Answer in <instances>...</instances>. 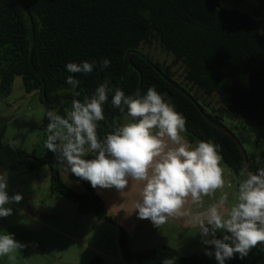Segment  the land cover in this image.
<instances>
[{"label": "trees", "instance_id": "trees-1", "mask_svg": "<svg viewBox=\"0 0 264 264\" xmlns=\"http://www.w3.org/2000/svg\"><path fill=\"white\" fill-rule=\"evenodd\" d=\"M153 46L169 54L171 64L154 62L141 52ZM104 58L110 65L101 70ZM93 60L97 64L88 74L66 68L70 62ZM177 66L183 68L182 81L190 90L174 81ZM69 75L80 81L77 99L94 94L105 80L113 89L103 106L105 120L98 122L100 139L111 130L113 119L121 123L126 114L111 104L116 88L132 95L155 86L186 118L188 140L220 145L222 161L239 174L243 153L223 118L264 127V1L258 10L245 12L223 8L219 0H0V95L9 96L15 78L21 77L25 93H39L48 108L63 115L74 98L66 83ZM200 93L217 97L218 107L211 113L199 104L204 100ZM6 131V122L0 120V174H24L47 165L53 190L76 203L79 214L113 222L90 182L82 180L83 193L71 190L62 182L57 154L37 156L10 146L4 142ZM252 165L248 159L249 171L264 167V151L259 165ZM119 231L128 264H162L171 257L177 258L175 264H218L206 253L182 256L168 245L131 254L126 233L122 227ZM101 262L96 256L90 264ZM225 264H264V245Z\"/></svg>", "mask_w": 264, "mask_h": 264}, {"label": "clouds", "instance_id": "clouds-1", "mask_svg": "<svg viewBox=\"0 0 264 264\" xmlns=\"http://www.w3.org/2000/svg\"><path fill=\"white\" fill-rule=\"evenodd\" d=\"M96 64L95 60L70 62L66 68L88 74ZM109 65L107 58L100 61L101 70ZM66 83L74 98L63 115L47 112L44 145L57 154L65 171L90 182L94 189L115 187L122 194L130 181L140 183V199L134 207L138 217L157 228L169 220L198 228L202 243L214 246V252L206 255H214L218 264L237 254L243 259L257 245H264V167L252 172L242 166V179L230 202L233 184L224 177L220 145L212 140L190 143L184 135L186 118L155 86L132 95L116 88L111 104L129 119L123 123L113 119L111 130L100 139L98 122L105 120L103 106L113 91L109 82L105 80L82 100L75 91L80 81L69 75ZM90 154L92 158L86 159ZM7 187L6 175L0 174V218L12 215L6 205L23 199L18 193L9 196ZM205 198L211 202L206 204ZM23 247L13 234H0V258L15 261V253ZM176 259L165 258L162 264H175Z\"/></svg>", "mask_w": 264, "mask_h": 264}, {"label": "rangeland", "instance_id": "rangeland-1", "mask_svg": "<svg viewBox=\"0 0 264 264\" xmlns=\"http://www.w3.org/2000/svg\"><path fill=\"white\" fill-rule=\"evenodd\" d=\"M223 8H236L250 12L259 9L264 0H243L235 5L236 0H219ZM141 52L154 62L171 64L169 54L157 46L144 49ZM174 81L186 90L190 86L182 81L183 68L173 67ZM200 97L199 104L208 113L218 107L217 97ZM55 110L48 108L37 92L29 94L24 91L21 77H16L11 93L7 97L0 95V120L7 124L4 142L18 146L26 152H33L37 156L49 154L45 148L47 138V112ZM56 111V110H55ZM129 119L122 116L121 123ZM224 125L239 140L244 153L256 168L264 151V127L244 119L223 118ZM91 154L86 159H91ZM222 161V165L224 166ZM225 167V166H224ZM228 169V168H226ZM226 181L233 184L229 200L234 202L236 185L242 179L239 174L231 170ZM62 182L71 190L83 193L82 179L59 166ZM7 178V192L9 196L21 194L23 199L19 203L6 205L12 209V215L0 218V234L4 232L14 235V238L25 245L15 255V261L0 258V264H90L96 256L101 264H128L122 256L120 244L115 235L112 223L102 222L91 215H81L77 211L76 203L67 197L55 193L52 185L50 169L47 165L36 171L18 174L10 171L3 173ZM219 195V193H217ZM210 203V198H205ZM136 233L129 241L130 253L149 251L163 245L176 249L182 256L213 251L211 245H204L199 230L182 229L171 222L160 227ZM221 233H217V236ZM88 246L97 248L95 251ZM214 257V255H213ZM135 264V263H133Z\"/></svg>", "mask_w": 264, "mask_h": 264}, {"label": "crops", "instance_id": "crops-1", "mask_svg": "<svg viewBox=\"0 0 264 264\" xmlns=\"http://www.w3.org/2000/svg\"><path fill=\"white\" fill-rule=\"evenodd\" d=\"M187 139V133H184ZM190 143H196L197 140L189 141ZM225 166V167H224ZM222 165L224 169V177L228 179L230 177V171H228V167L224 164ZM228 168V169H226ZM230 170V169H229ZM141 184L138 182H129V185L123 190V194L120 190L116 189L115 187L112 188H95V191L101 197V199L105 203V207L107 212L112 219V225L115 227V235L118 240L120 235V227L126 233L128 241L136 234L140 233L144 230H148L151 226L152 228L161 229L160 227L157 228L153 225V223L148 219H140L138 217L137 211L134 210L135 204L139 201V191L141 189ZM206 201V199H205ZM208 202H206L207 204ZM193 207V206H190ZM169 222L179 225L182 229H191V230H198L196 227L185 225L184 223L177 222L174 220H169ZM119 242V240H118ZM95 251H99L97 248H93L92 246H88Z\"/></svg>", "mask_w": 264, "mask_h": 264}, {"label": "water", "instance_id": "water-1", "mask_svg": "<svg viewBox=\"0 0 264 264\" xmlns=\"http://www.w3.org/2000/svg\"><path fill=\"white\" fill-rule=\"evenodd\" d=\"M229 133H230V132H229ZM234 138H235V142L240 146V143L238 142L239 140H238L235 136H234ZM240 149H241V151H242V153H243L244 162H245L244 165H246L247 168H248V159H247V156H246V154L244 153V151H243V149H242L241 146H240ZM248 170H249V168H248Z\"/></svg>", "mask_w": 264, "mask_h": 264}]
</instances>
